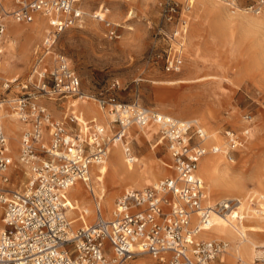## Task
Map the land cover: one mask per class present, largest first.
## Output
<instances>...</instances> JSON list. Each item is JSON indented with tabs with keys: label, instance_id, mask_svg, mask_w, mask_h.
I'll return each mask as SVG.
<instances>
[{
	"label": "built area",
	"instance_id": "obj_1",
	"mask_svg": "<svg viewBox=\"0 0 264 264\" xmlns=\"http://www.w3.org/2000/svg\"><path fill=\"white\" fill-rule=\"evenodd\" d=\"M188 8L193 6L187 0ZM236 5V0H229ZM9 12L0 0V80L4 54L6 18L33 24L36 17L46 19L50 30L34 52V63L22 94L13 99L0 98V264H125L150 255L161 264H214L227 251L223 240L199 239L212 225L214 215L226 219L237 216L240 200L224 199L206 204L205 182L198 176L201 158L207 152V133L196 120L177 119L142 105L140 99L121 102L117 97L121 83L114 80L105 98L87 95L71 61L55 53L58 36L72 27H82L87 17L106 25L107 36L121 39L119 28L107 14L109 9L88 14L81 0H11ZM162 17L174 23L182 10L174 0H161ZM188 32V19H180L170 40L177 42L166 59V70L181 71ZM16 81L7 80L9 90ZM20 83V82H19ZM91 99L109 109L113 119L109 129L96 119L67 112L57 119L44 100L65 105L69 99ZM8 105L24 125L18 164L29 178L14 188L11 169L14 160L3 128L2 109ZM74 107L71 104L70 108ZM159 128L172 160L174 175L144 190L127 189L116 201L110 220L104 218L98 198L92 225L73 228L68 192L77 183H91L92 168L104 165L112 146H124L129 164L136 156L130 142L131 129ZM225 149L212 146V153L231 154L243 147L235 133H226ZM232 160V159H231ZM93 193V192H92ZM85 215H87L85 213ZM253 264H264V247H257ZM111 254V255H110Z\"/></svg>",
	"mask_w": 264,
	"mask_h": 264
},
{
	"label": "rangeland",
	"instance_id": "obj_2",
	"mask_svg": "<svg viewBox=\"0 0 264 264\" xmlns=\"http://www.w3.org/2000/svg\"><path fill=\"white\" fill-rule=\"evenodd\" d=\"M81 1L82 8L89 14L101 8L109 9L107 18L118 26L122 36L118 40L111 39L107 36L106 25L91 17H87L82 27L69 28L58 36L54 46L55 53L64 55L71 61L81 79L82 90L87 95L107 98L111 83L118 80L122 90L118 92L117 97L121 102L140 99L142 105L158 113L177 119L196 120L209 132L219 131V139L224 145L223 147L219 145L221 149L227 148L229 144L226 133H235L243 142V147L231 154L232 160L226 157L224 152L217 155L222 156L226 165H229L230 172L233 173L227 175L229 180L239 177L242 188L235 192H231L227 185L215 188L200 172L199 175L205 181L206 195L208 198L211 196L215 204L223 199H232L245 202L253 210L259 209L261 195L264 194V83L260 80L264 70V0H236V5L230 4L229 0H206L209 7H213L211 12H204L199 0H194L190 8L187 0H174L183 14L174 23L162 17V9L159 5L161 0ZM2 3L7 11L14 10L10 0H2ZM181 18L188 19L187 49L184 48V64L181 71L171 73L166 70V59L170 51L177 48V42L173 43L170 37L177 30ZM41 19L45 21V26L36 39L26 42L28 44L25 54L20 52L21 42H18L13 58L15 72L12 76L4 72L5 55L11 42L9 30L15 26L21 30H28L33 24L19 23L6 18L0 98L13 99L22 94L20 84L27 83L34 63V52L42 45L44 36L50 30L47 20ZM192 38L197 43L194 47V52L198 53L195 64L189 60L188 52L192 47ZM16 76L20 77V83L5 90L3 83L10 77L16 78ZM75 99H69L63 106H58L60 103L54 101L44 100L43 103L54 111L57 119H63L67 110L69 116L83 113L81 103H76V106L70 108L71 103L78 100ZM90 101L101 109L96 101ZM3 109L4 114L13 112L8 105H4ZM105 111L109 114L108 108ZM85 118L83 119L87 121L93 117L85 115ZM97 121L104 125L108 117H104L103 120L98 118ZM18 125L20 130L15 148L12 146L14 141L6 128V121L3 119V128L13 151L11 153L15 165L11 169V178L15 189L24 186L29 178L18 164L20 143L25 129L20 121ZM138 131L137 128L133 129L129 139L136 158L149 165L161 164L164 169L157 173L156 177L145 180L143 185L117 184L118 193L111 208L107 209L109 214L127 189L144 190L174 175L172 160L165 142L154 148L159 140L158 132L153 135L151 141H148L145 137L142 138ZM148 131H156L155 126H149ZM109 160L110 156L106 161L108 164ZM105 180L109 186L111 180L108 178ZM82 184L86 188L85 184ZM86 193L89 201L81 205L82 208H92V212L87 217L86 225L89 226L96 219V198L93 197L92 192ZM250 212L251 216L247 212L243 219L232 222L239 227L242 225L240 221L245 226H254L260 215H256L252 210ZM74 214L72 216L69 214L74 221L73 228L82 227V221L78 220L79 213ZM234 234L236 239L240 238L237 231ZM248 237L256 246L264 247V233H248ZM212 239V241L223 240L229 246L228 251L214 264H244L245 258L228 256L231 248L234 247L233 241L223 237ZM254 255L255 250H252L251 257L247 259L248 264L254 263ZM156 264L161 263L156 260Z\"/></svg>",
	"mask_w": 264,
	"mask_h": 264
},
{
	"label": "bare ground",
	"instance_id": "obj_3",
	"mask_svg": "<svg viewBox=\"0 0 264 264\" xmlns=\"http://www.w3.org/2000/svg\"><path fill=\"white\" fill-rule=\"evenodd\" d=\"M111 1H114V0H111ZM192 1L194 2V0ZM199 2L204 12H211V10L213 9V7L212 8L209 7V4L206 0H199ZM215 11L219 12V10H215ZM35 20L36 21L33 23V26L28 30H21L17 26L9 30V38L11 39V42L9 44L7 54L5 55L6 57H5V63H4V72L6 74L13 76V73L15 72L13 58L15 55L14 52L16 51V47L19 45L18 42L19 41L21 42L20 52L22 54H25L27 44H28L26 42L28 41L31 42L33 41V39H36L37 35L41 33L43 27L45 26V21L42 20L41 18H36ZM186 45H187V42H186ZM195 45H197V43L192 38L191 40L192 47H190V51L188 50V52H189V60L193 62V64L196 63V58L198 54L197 52H194ZM17 78L18 76H16V78L10 77L9 80L16 81ZM260 78H261L260 80L264 83V70L262 71ZM170 82L176 83L178 81H170ZM90 100L91 99L89 100L79 99V100L74 101L71 104H73V106H76V103L77 104L81 103L80 107L83 110L82 117L83 115H86L88 117L89 116L93 117L96 120L98 118L103 120L104 117L105 118L108 117L107 123H104L103 126L109 129L110 127L109 124L111 123L113 119V115L110 112L108 114V112H106L105 109L103 108L101 109L97 108L96 105ZM2 110H3L2 118L6 121V128L9 131V135H11V138L14 141L12 146L16 148L15 142H17L18 132L20 130V128L18 127L19 120L17 118V114L15 112H8L7 114H4L5 110L4 109ZM215 111L213 112L214 114H215ZM203 117L204 119L206 118L205 114L203 115ZM234 123L238 124L236 123V121ZM151 125L153 124H150L149 126ZM149 126L144 129L139 128V127H134L131 129V135H132L133 129L137 128L139 129L138 132L140 133L142 138L145 137L148 141H151V139L153 138V135H155L156 132H158L159 134V128L156 125H154L156 131L151 132V131H148ZM205 132L207 133L205 144L208 146L209 149H207L206 154L201 158L202 160L200 161V164H199L200 169H198V172H197L198 176L201 177L199 175V172H200V174L206 179V181L209 184L212 185V187L217 188V187H222L224 185H227V187L230 189L231 192L240 190V188L242 187H240L239 177L236 176L237 179L229 180L227 175L232 173L230 172L229 165H226L225 160L222 158V156L217 155L218 153L216 154L212 153L211 147L213 145L215 147L216 146L218 147L219 145H221L222 147L224 146L222 145L219 139V136H218L219 131L209 132L207 129H205ZM161 143L162 142L160 141V137H159V140L157 141V144L154 146V148L159 146ZM10 151L13 153L11 146H10ZM109 156H110L109 164L106 162L104 165H101V166L100 165L93 166L92 173H91V179H90L91 183H89L87 186L85 185L86 188L83 187L82 183H77L68 192L69 199L71 200V205H72V210L69 211V214H71L72 216V215H75L74 213L78 212L80 216L78 220L82 221L83 225H84V222L88 224L87 217L89 213L92 212V208L91 209L82 208V205H81L82 203H85V202L87 203L89 201V198H87V193H86L87 191L89 193L93 192L92 193L93 197L98 198L104 218L107 220H110L111 214L107 213V209L111 208L114 197L118 193V189H117L118 187L116 186L117 184H120V183L127 184L128 183L130 185L131 184L143 185L145 180H148L150 177H153V178L156 177V174L162 172L164 169L161 164L149 165L146 162L142 163L139 160V158L136 159L137 163L133 165L129 164L126 161V158L124 155V146L121 144L112 146L110 149ZM106 178L111 180V184H109V186L107 185V181L105 180ZM261 201H264V194L261 195V200L259 202V209H256V210L255 209L253 210L250 206H248L243 201L238 203L239 206L237 207V209L239 212H241L242 218L245 217L247 212H248V215L251 216V212H250L251 210L252 212H255L256 215H260L259 219L256 220V224L254 226H245L243 222L240 221L242 225L239 227L238 224H235L232 222L234 219H236L237 216H232V218L226 219L223 216L218 214V215H214L212 219V225H210L208 228H206L200 233L199 239L200 240L201 238L211 239L210 241H212L213 237H217V238L223 237V238L233 241L234 247L231 248V251L229 252L228 256L233 257V258L236 256L238 258L243 257L246 259V261H244V264H248L247 259L251 257L252 250L253 251L255 250V255H254V258H255L257 254V249H258L257 247H259V246H256L249 239L248 233H254V232L264 233V202H261ZM206 204L215 205L214 200H212L211 196H209L208 200L206 201ZM85 213L87 215H85ZM0 229H2L1 222H0ZM236 231L239 233L240 238H237V239L235 238L234 232ZM228 247H227V251H228ZM156 260L157 259L151 256H147V257L142 256L140 259H137V260L132 259L131 262H128L125 264H156ZM157 262L159 261L157 260Z\"/></svg>",
	"mask_w": 264,
	"mask_h": 264
},
{
	"label": "crops",
	"instance_id": "obj_4",
	"mask_svg": "<svg viewBox=\"0 0 264 264\" xmlns=\"http://www.w3.org/2000/svg\"><path fill=\"white\" fill-rule=\"evenodd\" d=\"M10 2H11V0H10ZM12 3V2H11ZM12 8L13 9H15V5L12 3ZM12 8H10V9H12ZM59 106V105H58ZM54 112V111H53ZM83 113H81L80 115H82ZM79 115V114H78ZM86 117H88V116H86ZM83 118H85V115H83ZM86 119V118H85ZM91 119H93V118H90L89 120H87V121H90ZM22 124V123H21ZM23 125V124H22ZM24 126V125H23ZM25 130V129H24ZM24 130H23V132H24ZM23 134V133H22ZM159 136V135H158Z\"/></svg>",
	"mask_w": 264,
	"mask_h": 264
}]
</instances>
